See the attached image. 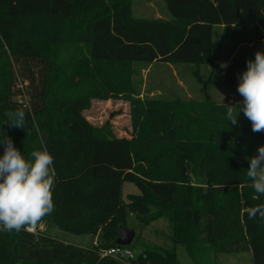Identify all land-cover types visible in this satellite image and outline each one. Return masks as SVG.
I'll return each mask as SVG.
<instances>
[{
	"label": "trees",
	"instance_id": "1",
	"mask_svg": "<svg viewBox=\"0 0 264 264\" xmlns=\"http://www.w3.org/2000/svg\"><path fill=\"white\" fill-rule=\"evenodd\" d=\"M163 2L167 20L135 18L131 0H0V137L25 157L45 149L54 157L55 210L43 221L98 241L87 249L0 232V264H122L97 252L115 246L131 214L143 225L168 220L173 246L146 249L130 264H178L176 245L193 264L240 253L264 264V220L242 211L264 204L246 177L264 132L253 133L242 112L237 125L227 121L235 102L141 99L133 80L134 64L162 63L192 66L197 82L215 84L213 29L224 26L222 39L250 30L242 43L254 60L264 52V0ZM232 80L227 72L222 84ZM118 99L129 104L130 140L83 116L93 100ZM18 108L25 130L4 125ZM123 184L139 195L124 202Z\"/></svg>",
	"mask_w": 264,
	"mask_h": 264
},
{
	"label": "rangeland",
	"instance_id": "2",
	"mask_svg": "<svg viewBox=\"0 0 264 264\" xmlns=\"http://www.w3.org/2000/svg\"><path fill=\"white\" fill-rule=\"evenodd\" d=\"M133 16L140 19H153L156 15H164L169 17L163 0H131ZM165 11V12H164ZM231 32V29L226 30ZM236 35L225 36L223 42L221 40L223 30L218 28L213 29V46L217 55V64L214 70L213 79L215 84L205 85L197 82L192 74L193 67L188 65L168 66L162 63L154 64L149 72V66L142 64H134L133 68L137 74L133 80L137 84L139 97L143 98H163L174 99L180 98L183 100H203L209 99L217 103L240 102L242 97L237 92L239 83V75L246 70V62L251 54L250 44H243L236 55L231 54L235 48L242 42L247 41L250 30L241 28L236 31ZM240 33H245V36H239ZM242 60L243 65L237 62ZM227 63V68H221V63ZM229 72V76L233 79L229 84H222L225 75ZM202 78L208 75V68H200ZM22 87L21 85H19ZM153 94V97L150 96ZM14 101L25 102L24 97H15ZM116 114L113 118L111 115ZM86 121L93 126H101L106 121H109L113 127L114 134L119 138L132 139L133 126L130 118L129 104L123 100H108V101H92L90 107L83 112ZM136 136L135 132L133 131ZM258 147L255 150L254 156L258 154ZM128 195L138 196L139 191L134 185L123 184V201L126 202ZM127 229L135 233V238L129 248L132 250L136 261L139 255L146 249L172 248V229L170 222L164 218L151 222L148 225H143L135 219V214L127 216ZM41 234H45L57 241L64 242L73 246L91 249L98 245L96 237L92 235H76L64 231L53 223L42 221ZM176 258L178 264H193L188 257L184 248L180 245L175 247ZM145 256L146 254L143 253ZM210 264H251L250 253L240 254H211L209 256ZM123 264V262H120Z\"/></svg>",
	"mask_w": 264,
	"mask_h": 264
},
{
	"label": "clouds",
	"instance_id": "3",
	"mask_svg": "<svg viewBox=\"0 0 264 264\" xmlns=\"http://www.w3.org/2000/svg\"><path fill=\"white\" fill-rule=\"evenodd\" d=\"M221 63V68H227ZM237 92L243 98L235 104L226 105V119L238 124L242 112L251 122L252 132H264V52L257 51L254 60L246 62V70L238 77ZM4 125L9 128H26L23 109L5 112ZM3 154L0 155V232L35 233L46 216L55 210L53 188L55 186L54 157L45 150H33L27 157L14 146L6 135L0 137ZM258 154L248 157L246 172L255 198L264 196V146ZM248 219L264 220V204L242 209Z\"/></svg>",
	"mask_w": 264,
	"mask_h": 264
},
{
	"label": "built area",
	"instance_id": "4",
	"mask_svg": "<svg viewBox=\"0 0 264 264\" xmlns=\"http://www.w3.org/2000/svg\"><path fill=\"white\" fill-rule=\"evenodd\" d=\"M40 232H42L41 226L38 227L35 233L31 234H41ZM97 253L100 259L110 258L118 262H123V264H130L126 261L134 259L133 252L129 247L114 246L105 250H100Z\"/></svg>",
	"mask_w": 264,
	"mask_h": 264
},
{
	"label": "water",
	"instance_id": "5",
	"mask_svg": "<svg viewBox=\"0 0 264 264\" xmlns=\"http://www.w3.org/2000/svg\"><path fill=\"white\" fill-rule=\"evenodd\" d=\"M135 238V233L125 227L119 229V235L115 240V246L129 247Z\"/></svg>",
	"mask_w": 264,
	"mask_h": 264
},
{
	"label": "crops",
	"instance_id": "6",
	"mask_svg": "<svg viewBox=\"0 0 264 264\" xmlns=\"http://www.w3.org/2000/svg\"><path fill=\"white\" fill-rule=\"evenodd\" d=\"M164 12H165V11H164ZM168 18H169V17H168L167 14L165 13L164 15H161V14L156 15V17H154L153 19H163V20H167ZM215 28H218V29L224 31V26H222V27H215ZM222 35H223V34H222ZM221 40H222V42H223L224 38L222 39V37H221ZM241 46H243V43H240V44L235 48V50H234L231 54L236 55V53L240 50ZM250 46H251V45H250ZM214 51H215V49H214ZM241 62H242V60H239L237 63H238L239 65H243ZM155 64H156V63H155ZM153 65H154V64H152L151 66H149V68H148V70H147V73L149 72L150 68H151ZM164 65H168V64H164ZM168 66H171V65H168ZM188 66H189V65H188ZM208 70H209V68H208ZM150 96L153 97V94H151Z\"/></svg>",
	"mask_w": 264,
	"mask_h": 264
}]
</instances>
